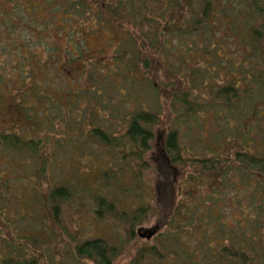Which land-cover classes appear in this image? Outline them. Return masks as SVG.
<instances>
[{
	"label": "rangeland",
	"instance_id": "rangeland-1",
	"mask_svg": "<svg viewBox=\"0 0 264 264\" xmlns=\"http://www.w3.org/2000/svg\"><path fill=\"white\" fill-rule=\"evenodd\" d=\"M112 1L116 11L126 5L129 34L144 25L150 30V19L162 32V43L147 47L155 61L142 84L139 75L130 80L115 75L119 65L114 71L106 67L126 46L119 24L113 30L76 25L66 18L75 0H0V14L10 12L12 5L19 8V19L13 18L9 35L7 31L0 39V132L14 131L36 147L33 154L0 146V263L32 264L37 248V264H80L75 246L103 238L119 247L115 264H131L146 246L158 256H148L145 264H239L229 256L237 251L264 264V175L234 166L228 177L212 184L189 163L170 167L162 143L169 130H177L186 159L223 155L238 141L264 158V58L259 53L264 52V39L245 47L251 24L264 31V0L259 14L251 0H212L211 7L221 10L222 21L216 20L221 28L210 23L188 36L168 33L178 24L171 12L173 0ZM199 8L200 0H194L187 17L195 19ZM21 12L29 18L26 23L20 20ZM255 16L258 21L252 22ZM234 18L237 35L229 31ZM43 46L53 49L51 55ZM83 46L86 52L79 48ZM207 47L215 48V59H210L212 51L205 58ZM65 53L75 62L101 58L102 65L67 68L61 65ZM50 58L49 65L42 64ZM23 60L33 68L40 65L42 76L31 81L39 87L37 95L20 104L12 100L15 88H30L29 79L17 69ZM88 72L94 84L88 82ZM172 83L179 88L171 90ZM238 83L235 98L220 94L223 86ZM173 91L188 93L203 110L183 117L185 106ZM139 110L160 116L155 145L142 165L129 156V145H106L92 133L101 128L120 140ZM25 112L31 120L19 115ZM61 186L69 189L70 198L60 204L56 219L44 205V196ZM99 198L113 203L114 209L99 210ZM140 208L146 210L147 220L134 230L137 240H130L127 217Z\"/></svg>",
	"mask_w": 264,
	"mask_h": 264
},
{
	"label": "trees",
	"instance_id": "trees-1",
	"mask_svg": "<svg viewBox=\"0 0 264 264\" xmlns=\"http://www.w3.org/2000/svg\"><path fill=\"white\" fill-rule=\"evenodd\" d=\"M132 1L134 3V0ZM193 1L194 0L172 1V3H174V7L172 8L171 12H174L176 21L178 20V24L175 23L176 21L175 22L173 21V24L175 23L174 25L176 29L173 30V33L168 32L170 35L188 36L191 35L193 32L203 30L210 23L213 24V28H218V29L221 28L219 27V24L216 21L219 20V15L221 13V10L218 9L214 10L213 5L211 7L212 0H200V8L195 19L193 18L191 19V16L187 17L189 14H191V6ZM244 1H250V0H244ZM260 1L261 0H251L250 3V6L253 8L254 13L255 11H257L256 14L261 13L263 10L262 8H259ZM94 6H96L97 10H95L96 8ZM10 7H11L10 12L8 13L2 12L0 14V22H1L0 28L3 29L0 30V39L2 37V34L4 33L5 35L7 31L8 34H6V36L9 35L10 33L9 31H11L10 22L13 20V18L16 16L17 19H19L18 13H16L18 7H14L13 5ZM122 8L123 10H125V12L123 13L121 10ZM72 9H73V13H71L70 17L68 16L66 18L67 19L71 18V20L74 19L76 25L78 23L79 24L81 23L89 26L90 29H94V30L99 29L100 27H105L107 29L112 28L113 30L114 29L113 25H116V23L119 24L120 29L125 35L124 40L126 46L123 49V52L121 51V54H118L117 56L110 58L109 61H112V63H110L111 65L108 63L106 67H109L114 71V69L119 65L120 68L118 67L115 70L116 71L114 72L115 75L121 73V75H123L125 80H130L131 77L133 79H136V75H139L140 84H142L145 80L144 73H147L148 71L147 69L149 65H152V67L154 66V61H155V59L153 58V54L147 52V47L154 49L155 47L159 46L162 43V32L157 27V21L151 19L147 20L148 22L146 23H148L150 30H146V27L144 25V27H139V29H136L137 27H134L132 30H130L131 34H129L128 28L130 22H129V14L126 5H121V9L119 8L118 11H116L115 3L112 0H75V2L72 4ZM223 11L224 10H222V12ZM20 17H22V19L20 20L25 21V23L29 19L27 16L23 14V12H21ZM23 17H27V18L23 19ZM258 18H259L258 16H255L254 20L251 19V21L257 22ZM219 21H222V19L220 18ZM237 21L238 19L235 18L234 20L231 21L230 25L232 27L229 29V31L232 34H236L237 30L238 33L240 34V29L237 25L238 24ZM30 25H32V23ZM184 25L186 28L184 27ZM248 35L250 36V38L248 37V42H246L245 44L246 48L249 46L252 47L255 44V41L261 42L264 39V31L254 29V25L252 26V24L248 30ZM20 43L22 46L23 42ZM34 47L35 50L36 48H39L38 46H34ZM79 48H81V50H83L84 52L87 51L86 47L84 46ZM79 48L72 49L70 47L68 50L70 49L77 50ZM43 49L44 51H46L47 54H50L51 51L53 50V49H48L46 46H43ZM210 51L214 53L212 54L210 59L211 58L215 59L216 58L215 56H217L216 53L217 51L213 47H207V49L203 50V54L205 58L208 57ZM259 53L264 58V52L260 51ZM144 55H147L148 58L146 57L145 60L142 61V57ZM69 58L70 57H68V54L65 53V57L63 60L64 62L61 65L62 66L64 65L67 68L68 66H70L72 67L71 69H75L77 68L78 64H83L80 70H84L85 68H88L89 66L88 64H90V66H93V69L97 68V66L94 63L98 64L99 66L102 65V59L99 57H98L99 59L90 58V59L82 60L80 62L71 61ZM51 59L53 58L44 60L42 64L49 65ZM94 59L95 61H93ZM136 61H138L139 64ZM39 62L40 61H38V63ZM92 64H94L95 66ZM30 65L31 64H28L26 63V61L23 60L22 62H20V65L17 66V69L20 70L18 71L19 74H23L24 77L27 80L29 79L30 82L29 90L28 87L26 88L25 86H19L15 88L17 90L15 92V95L13 96L14 99L12 98V100L20 102V104L22 103L21 100H25L24 98L28 96L32 97L33 93L36 94L39 91V87L36 86L35 83L32 85L31 81L36 75L39 77L42 76L39 73L40 65L37 68H33ZM205 68H207V66ZM86 77L88 79V82L94 84L93 81L94 76L91 73L88 72ZM157 84L158 82L156 83V85ZM149 85L154 91L160 92V87L158 88L150 81H149ZM235 85L236 86H234V84L223 86L222 90L220 91V94L226 98H235L237 96V92H238L237 86L239 85V83ZM12 87H13V83H12ZM169 88L171 90L173 89L177 90L179 88V84L172 83L169 85ZM248 91L251 92V90ZM172 94H174V96L177 99H179L180 103L183 106H185L186 112L182 113L183 117L190 118V116L195 115L203 110L199 104H196L193 101L189 100V98L187 97L188 93H185L184 95H180L177 92L173 91ZM19 115L26 117L28 121L31 120V115L28 112L21 113ZM159 124H160V116L157 112L139 110L136 114H133L131 116L129 128L126 131V133L122 135L120 140H118L115 137H111L107 135L105 131L102 130L101 128L92 130V133L96 139H98L101 143L106 145L112 144L116 148L122 146L124 149L127 148V146L129 145V147L132 149L129 156L133 158L135 161L137 160L138 163L141 164V162L142 163L146 162L143 157L149 154L155 145L154 143L156 142L157 139L156 138L157 135L155 133V127H157ZM169 131L170 132H168L165 135L162 143H163V149L166 152V156L163 158L167 163L169 162L170 167L171 166L180 167L179 165L181 164L186 165L187 163H189L190 167L195 166V168L198 171V174L200 173V175L206 176L207 180L212 179V184L217 183L219 179H224V177H228L229 172H231L234 166H238L250 170L255 175L257 174L261 176L264 175V158L256 155L253 152L251 153L250 150L247 151L243 149V145L240 141L233 144L235 145V149H233L232 146V149H230V151L226 150V152L223 155L210 154L202 158L195 156V158L193 159H188V158L186 159L182 156L183 149L180 146L178 131L177 130H169ZM230 141L231 140H229L227 143H230ZM118 142L120 143L118 144ZM33 144L34 142L32 141V139L21 138L14 131L6 130L0 132V146H7L19 152L29 151L30 153L36 154V147ZM157 145L158 144H156V146ZM138 166L140 165L138 164ZM199 183H196V185H199ZM191 193H193V190L191 191ZM69 198H70V192L68 188L62 186L55 187L44 196V205H46L48 208L50 207V209L54 211V216L57 219L58 212L60 209V204L64 201H67ZM97 206L99 210L102 207H106L110 210H112V208L114 209L113 203L106 202L104 198L98 199ZM99 210L96 211V214H100ZM127 220L131 227L128 237L130 240H137L134 230L136 229L137 225H141L147 220L146 210L143 208L136 210L130 216L127 217ZM29 242H32V240H30ZM35 243L36 244H34V246H37L38 242L36 241ZM31 248L32 247L30 246L29 251H31ZM119 254H120L119 247L110 244L106 239L103 238H95L78 243V245H76L74 249V256L80 262V264H89V263L115 264ZM38 255L39 253L37 251V248H35L32 256V264H37L36 259L37 257H39ZM148 256H158L156 249L147 246L141 248V250L138 251L137 254L135 255L134 260L131 264H145L144 261ZM229 256L234 261H238L239 264H257L258 262L256 258L249 255L246 251L230 252ZM0 264H2V262ZM25 264H31V262L28 260L25 262Z\"/></svg>",
	"mask_w": 264,
	"mask_h": 264
},
{
	"label": "water",
	"instance_id": "water-1",
	"mask_svg": "<svg viewBox=\"0 0 264 264\" xmlns=\"http://www.w3.org/2000/svg\"><path fill=\"white\" fill-rule=\"evenodd\" d=\"M139 236L141 237V238H146V239H148V240H150L151 239V235H149V236H145V235H142V234H139Z\"/></svg>",
	"mask_w": 264,
	"mask_h": 264
},
{
	"label": "flooded vegetation",
	"instance_id": "flooded-vegetation-1",
	"mask_svg": "<svg viewBox=\"0 0 264 264\" xmlns=\"http://www.w3.org/2000/svg\"><path fill=\"white\" fill-rule=\"evenodd\" d=\"M80 62V61H79Z\"/></svg>",
	"mask_w": 264,
	"mask_h": 264
}]
</instances>
